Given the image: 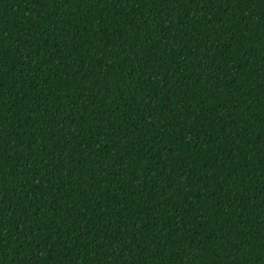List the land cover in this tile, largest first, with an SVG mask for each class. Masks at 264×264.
Instances as JSON below:
<instances>
[{"label": "trees", "instance_id": "obj_1", "mask_svg": "<svg viewBox=\"0 0 264 264\" xmlns=\"http://www.w3.org/2000/svg\"><path fill=\"white\" fill-rule=\"evenodd\" d=\"M0 264H264V0H0Z\"/></svg>", "mask_w": 264, "mask_h": 264}]
</instances>
